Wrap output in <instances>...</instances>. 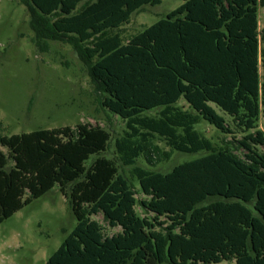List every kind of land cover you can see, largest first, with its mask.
<instances>
[{
  "label": "trees",
  "instance_id": "obj_1",
  "mask_svg": "<svg viewBox=\"0 0 264 264\" xmlns=\"http://www.w3.org/2000/svg\"><path fill=\"white\" fill-rule=\"evenodd\" d=\"M17 1L37 48L70 44L126 129L115 158L100 125L0 133V223L58 185L77 224L44 264H264V0H182L130 36L133 14L162 0ZM175 151L201 155L155 169Z\"/></svg>",
  "mask_w": 264,
  "mask_h": 264
},
{
  "label": "rangeland",
  "instance_id": "obj_2",
  "mask_svg": "<svg viewBox=\"0 0 264 264\" xmlns=\"http://www.w3.org/2000/svg\"><path fill=\"white\" fill-rule=\"evenodd\" d=\"M182 2L162 0L159 4L145 6L122 27L124 35L130 36L151 25ZM259 28H264L262 6L259 7ZM33 37L26 6L17 0H0V133L12 135L43 128L75 127L81 122L100 125L112 134L108 149L101 155L115 158V141L124 134L125 121L102 106L87 66L70 44L49 41V50L43 52L33 43ZM260 74L264 81L262 64ZM260 128L264 130V106ZM196 129L214 142L222 141L221 132L204 119ZM161 145L168 149L164 143ZM3 150L8 151L5 147ZM200 155L175 151L155 169L167 172ZM137 162L148 166L143 155ZM132 169L133 166L120 165V171L133 183L140 198L143 195ZM137 211L144 214L139 205ZM92 217L110 235L121 231L119 226H109L101 213ZM76 224L77 218L67 198L56 185L0 223V264H44Z\"/></svg>",
  "mask_w": 264,
  "mask_h": 264
}]
</instances>
